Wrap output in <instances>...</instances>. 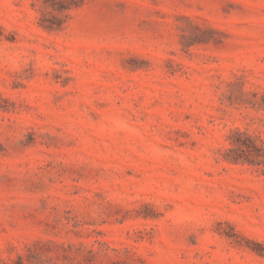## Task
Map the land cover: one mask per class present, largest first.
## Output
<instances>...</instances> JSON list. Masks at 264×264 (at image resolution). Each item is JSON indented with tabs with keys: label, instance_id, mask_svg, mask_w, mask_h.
Here are the masks:
<instances>
[{
	"label": "rangeland",
	"instance_id": "obj_1",
	"mask_svg": "<svg viewBox=\"0 0 264 264\" xmlns=\"http://www.w3.org/2000/svg\"><path fill=\"white\" fill-rule=\"evenodd\" d=\"M256 158L264 0H0V264H264Z\"/></svg>",
	"mask_w": 264,
	"mask_h": 264
},
{
	"label": "trees",
	"instance_id": "obj_2",
	"mask_svg": "<svg viewBox=\"0 0 264 264\" xmlns=\"http://www.w3.org/2000/svg\"><path fill=\"white\" fill-rule=\"evenodd\" d=\"M233 134L236 136V138L233 140V143H234V146L233 147H230L228 148V151H227V155H230L231 159H233V161H237V156L235 155H240L239 153H244L246 152L247 150H250V145L249 143H247V141H250V137L249 136H245L243 139H240L239 136L242 135L241 132L239 131H234ZM251 143L250 144H253L254 146V149H257V146L253 143L254 141L251 140L250 141ZM254 154V153H253ZM255 157H260L261 154L258 153L256 150H255ZM256 164H263L264 163V159H261V158H256ZM264 170V169H262Z\"/></svg>",
	"mask_w": 264,
	"mask_h": 264
}]
</instances>
